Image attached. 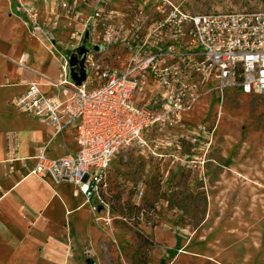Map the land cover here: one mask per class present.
<instances>
[{
  "label": "built area",
  "instance_id": "built-area-1",
  "mask_svg": "<svg viewBox=\"0 0 264 264\" xmlns=\"http://www.w3.org/2000/svg\"><path fill=\"white\" fill-rule=\"evenodd\" d=\"M41 1H20L23 26L47 42L59 66L52 86L70 96L46 95L30 82L12 105L55 134L75 127L77 152L51 160L41 149L29 174L74 186L92 213L106 207L118 154L162 158L197 142L200 126L188 117L203 96L233 90L264 97V11L190 14L169 0ZM85 34V76L73 85L69 61Z\"/></svg>",
  "mask_w": 264,
  "mask_h": 264
},
{
  "label": "rangeland",
  "instance_id": "rangeland-1",
  "mask_svg": "<svg viewBox=\"0 0 264 264\" xmlns=\"http://www.w3.org/2000/svg\"><path fill=\"white\" fill-rule=\"evenodd\" d=\"M6 1L20 12V1L32 0ZM169 1L190 14L264 11V0ZM35 55L33 68L49 58L41 46ZM9 98L4 93L2 101ZM188 120L201 133L194 145L182 142L180 154L117 155L107 174L106 207L90 211L88 235L67 240L48 262L264 264V97L209 93Z\"/></svg>",
  "mask_w": 264,
  "mask_h": 264
},
{
  "label": "crops",
  "instance_id": "crops-1",
  "mask_svg": "<svg viewBox=\"0 0 264 264\" xmlns=\"http://www.w3.org/2000/svg\"><path fill=\"white\" fill-rule=\"evenodd\" d=\"M40 46L48 53L47 42L23 26L20 12L0 0V264H51L49 259L63 251L67 240L82 242L92 223L90 208L74 186L29 174L41 149L51 160L78 150L74 126L55 134L51 126L12 105L30 82L46 95L70 96L52 86L59 66L49 53L33 68ZM4 93L10 95L7 103Z\"/></svg>",
  "mask_w": 264,
  "mask_h": 264
},
{
  "label": "water",
  "instance_id": "water-1",
  "mask_svg": "<svg viewBox=\"0 0 264 264\" xmlns=\"http://www.w3.org/2000/svg\"><path fill=\"white\" fill-rule=\"evenodd\" d=\"M90 50L91 47L88 45L87 34H85L80 47L73 50L71 53L69 66H68V75H67V81L70 84L79 85L80 82L84 79L85 70L82 66V63L84 61L86 54L89 53ZM87 263L89 264L90 261L88 260Z\"/></svg>",
  "mask_w": 264,
  "mask_h": 264
}]
</instances>
